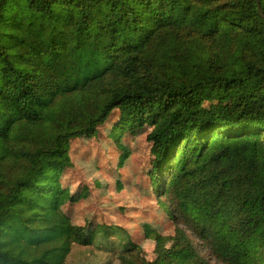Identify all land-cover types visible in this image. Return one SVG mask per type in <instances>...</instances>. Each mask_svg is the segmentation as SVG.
Returning <instances> with one entry per match:
<instances>
[{
    "label": "trees",
    "instance_id": "1",
    "mask_svg": "<svg viewBox=\"0 0 264 264\" xmlns=\"http://www.w3.org/2000/svg\"><path fill=\"white\" fill-rule=\"evenodd\" d=\"M104 137L149 206L84 226ZM0 197V264H264V0H0Z\"/></svg>",
    "mask_w": 264,
    "mask_h": 264
},
{
    "label": "rangeland",
    "instance_id": "2",
    "mask_svg": "<svg viewBox=\"0 0 264 264\" xmlns=\"http://www.w3.org/2000/svg\"><path fill=\"white\" fill-rule=\"evenodd\" d=\"M108 139L111 138L81 139L72 144L73 165L66 171L63 185L68 187L71 196L76 195L78 188H81L76 196L73 214V220L77 224L87 226L94 216L99 218L103 214L107 215L109 209H112L109 219L114 221L119 218L118 209L122 207H138L141 214L149 206L147 177L142 174L138 156L122 162L113 146L107 144ZM182 150L183 147L181 152ZM181 152L177 151L175 157H179ZM118 175L125 177V183L120 188L114 179ZM86 191L91 197L85 196ZM123 224L127 228L134 225L129 220H124ZM176 228L191 234L185 223H178ZM166 233L173 234V231L169 229ZM191 238L196 247L207 255L201 243L194 237ZM90 252L88 248L80 249L74 253V257L81 263H92ZM211 263L220 264L216 260Z\"/></svg>",
    "mask_w": 264,
    "mask_h": 264
}]
</instances>
